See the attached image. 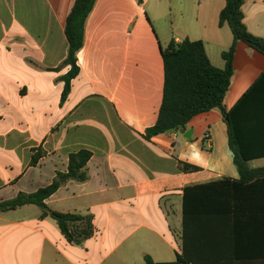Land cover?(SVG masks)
I'll use <instances>...</instances> for the list:
<instances>
[{
  "label": "crops",
  "instance_id": "crops-1",
  "mask_svg": "<svg viewBox=\"0 0 264 264\" xmlns=\"http://www.w3.org/2000/svg\"><path fill=\"white\" fill-rule=\"evenodd\" d=\"M75 1L0 0V202L47 187L68 170L71 154L87 150L89 179L68 181L45 203L92 215L94 234L70 244L34 205L0 213V264L176 262L185 189L240 174L219 109L194 117L182 133L144 134L158 119L162 49L172 40L202 41L211 62L225 67L222 54L234 40L228 25L219 26L225 0H169L168 27L146 14L149 0H97L78 53L80 75L62 102L61 78L70 68L55 70L67 56L65 25ZM243 12L248 30L264 38V0H245ZM263 72L264 55L238 42L227 111ZM189 130L191 140L184 138ZM38 149L43 157L32 166ZM180 162L198 170L184 172ZM216 201V216L202 210L193 225L197 260L264 264V188H230Z\"/></svg>",
  "mask_w": 264,
  "mask_h": 264
},
{
  "label": "trees",
  "instance_id": "trees-1",
  "mask_svg": "<svg viewBox=\"0 0 264 264\" xmlns=\"http://www.w3.org/2000/svg\"><path fill=\"white\" fill-rule=\"evenodd\" d=\"M136 1L140 5L144 3L143 0ZM96 2L97 0H76L67 17L65 34L69 45L68 52L60 68L55 70L70 68L61 78L65 84L62 102L70 94L72 81L80 75L78 53L84 45L86 22ZM244 3L245 0H225V7L219 16V26L228 25L234 38L231 47L222 54L225 62L223 69L211 62L202 41L172 40L162 49L165 73L163 100L156 123L144 134V138L150 140L170 131L182 133L194 117L219 109L225 121L228 118L226 125L229 147L240 180L224 178L187 187L183 203L182 255L173 263H156L150 256H146L143 264H202L194 255L196 232L193 229L195 220L204 217L202 210L216 216L219 207L216 200L223 191L230 188H264V167L253 168L250 165L252 161L264 159V72L230 111L224 107L234 75L238 42L242 41L264 55V38L253 35L245 24ZM42 157L43 152L40 149L34 150L31 165L36 166ZM91 157L92 153L87 150L71 154L66 172H57L50 185L34 193L21 192L11 200L0 202V213L14 211L26 205L37 206L42 210L41 218L54 219L70 244H82L94 234L93 216L55 212L47 207L45 201L68 181L86 182L89 179L87 164ZM179 167L184 172L198 170V167L181 162ZM215 236L214 230L211 237Z\"/></svg>",
  "mask_w": 264,
  "mask_h": 264
},
{
  "label": "rangeland",
  "instance_id": "rangeland-1",
  "mask_svg": "<svg viewBox=\"0 0 264 264\" xmlns=\"http://www.w3.org/2000/svg\"><path fill=\"white\" fill-rule=\"evenodd\" d=\"M161 4L163 6L162 8H155V5L157 4L154 0H149L148 2H145V10L146 14H150L154 18L159 17V21H161L166 27L169 26L168 23V15H169V0H161ZM155 9H157L155 11ZM156 21V20H155ZM159 23V22H156ZM168 31V30H167ZM253 166H264V159L256 160L252 163Z\"/></svg>",
  "mask_w": 264,
  "mask_h": 264
},
{
  "label": "water",
  "instance_id": "water-1",
  "mask_svg": "<svg viewBox=\"0 0 264 264\" xmlns=\"http://www.w3.org/2000/svg\"><path fill=\"white\" fill-rule=\"evenodd\" d=\"M228 120V118L226 119V121ZM184 138L185 139H188V140H191L192 139V130H189L188 132H186L184 134Z\"/></svg>",
  "mask_w": 264,
  "mask_h": 264
}]
</instances>
